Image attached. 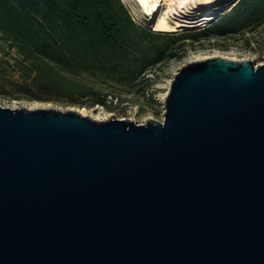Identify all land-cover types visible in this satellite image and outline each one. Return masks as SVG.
Here are the masks:
<instances>
[{"label": "water", "instance_id": "obj_1", "mask_svg": "<svg viewBox=\"0 0 264 264\" xmlns=\"http://www.w3.org/2000/svg\"><path fill=\"white\" fill-rule=\"evenodd\" d=\"M0 264H264V62H186L163 121L0 106Z\"/></svg>", "mask_w": 264, "mask_h": 264}, {"label": "trees", "instance_id": "obj_2", "mask_svg": "<svg viewBox=\"0 0 264 264\" xmlns=\"http://www.w3.org/2000/svg\"><path fill=\"white\" fill-rule=\"evenodd\" d=\"M239 12L242 26L256 30L264 23V0H239L221 26L183 38L224 36ZM172 36L136 24L121 0H0V39L17 53L20 73L43 95L76 103L111 104L81 79L135 87L178 56Z\"/></svg>", "mask_w": 264, "mask_h": 264}, {"label": "rangeland", "instance_id": "obj_3", "mask_svg": "<svg viewBox=\"0 0 264 264\" xmlns=\"http://www.w3.org/2000/svg\"><path fill=\"white\" fill-rule=\"evenodd\" d=\"M121 1L136 24L153 31H158L156 30L158 20L167 18L165 13L171 4V0H157L161 8L152 20L133 0ZM237 2L239 0L219 2V5L212 10L213 12L210 11L211 13L217 12L216 16L200 26L187 23L173 32H164L173 35L172 45L177 47L178 56L152 68L143 79H139L135 87H120L112 83H97L94 80L87 81L82 78L83 82L93 85L103 95H107V101L112 98L113 102L111 104L107 102L105 106L92 105L88 100L76 103L43 95L32 85L30 79L20 73L17 64L19 57L15 50L10 49L0 39V106L11 109L79 111L83 113V116L96 121L125 119L136 124H144L146 120L162 122L165 96L170 89L173 76L184 63L211 57H224L238 62L252 60L254 67L264 62V23L251 31L242 26L244 18L242 12L231 17V27L224 36H201L196 40L183 38V35L190 34L192 31L221 26L219 19L229 13Z\"/></svg>", "mask_w": 264, "mask_h": 264}, {"label": "bare ground", "instance_id": "obj_4", "mask_svg": "<svg viewBox=\"0 0 264 264\" xmlns=\"http://www.w3.org/2000/svg\"><path fill=\"white\" fill-rule=\"evenodd\" d=\"M133 1L152 20L161 8L157 0ZM222 1L224 0H171V4L165 13L167 18H162L156 22V30L173 32L187 23L200 26L203 22H208L216 16L217 12H211ZM79 114L83 115L82 112H79Z\"/></svg>", "mask_w": 264, "mask_h": 264}, {"label": "built area", "instance_id": "obj_5", "mask_svg": "<svg viewBox=\"0 0 264 264\" xmlns=\"http://www.w3.org/2000/svg\"><path fill=\"white\" fill-rule=\"evenodd\" d=\"M143 79V78H142Z\"/></svg>", "mask_w": 264, "mask_h": 264}]
</instances>
